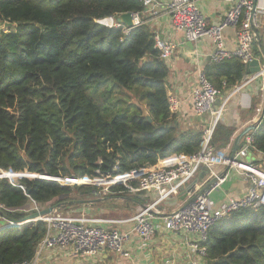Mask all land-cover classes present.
<instances>
[{
  "label": "trees",
  "instance_id": "1",
  "mask_svg": "<svg viewBox=\"0 0 264 264\" xmlns=\"http://www.w3.org/2000/svg\"><path fill=\"white\" fill-rule=\"evenodd\" d=\"M146 8L144 0H0V169L15 171L0 174L96 178L202 150L203 130L176 125L167 93L169 67L150 23L126 32L97 22ZM204 73L221 93L247 75L237 57L212 62ZM235 131L219 119L209 146L225 148ZM252 134L251 150L264 153V117ZM19 181L26 192L0 179V204L16 220L28 215L32 200L41 208L55 206L98 189L49 178ZM110 191L128 192L121 185ZM47 230L44 220L4 227L0 264L34 259ZM207 245L212 264H264V206L219 220Z\"/></svg>",
  "mask_w": 264,
  "mask_h": 264
},
{
  "label": "built area",
  "instance_id": "2",
  "mask_svg": "<svg viewBox=\"0 0 264 264\" xmlns=\"http://www.w3.org/2000/svg\"><path fill=\"white\" fill-rule=\"evenodd\" d=\"M154 1L144 0L147 8ZM166 13L170 16L174 26L184 33L187 40L196 42L204 37L211 39L214 46L211 54V62L220 63L226 59L237 57L247 65L256 58L254 49L256 37L252 27L254 25L260 29L264 16V0H234L233 5L227 11L224 18L217 24L208 23L197 4V0H170L166 6ZM133 15L137 26L147 22V20L140 19L139 13H133ZM97 22L109 28L120 26L125 28L122 23L117 21V17L114 16L99 19ZM230 26L236 28V45L234 48L227 46L225 38V30ZM130 30V28H125L126 32ZM154 38L155 47L160 51L161 57L165 59L170 58L174 54L175 45L164 40L158 33L155 34ZM259 75L263 74L260 73ZM220 94L221 91L213 85L204 71L201 72L198 84L194 87L191 95L194 112L198 116H205L207 114L214 116L209 127L204 131L202 152L192 156L174 154L164 159V165L147 166L124 174H108L96 178L85 176L86 178L78 179L82 181L89 179L88 181L98 188L101 187L99 186L100 184L104 183L107 185L104 192H111L110 189L113 185L122 184L121 186H124L128 191L132 192H157L160 200H164L172 194H179L197 174L203 164L211 166L217 161H220L226 167L230 165L231 168H240L241 165L237 157L247 156L249 154L253 134L246 136L244 144L239 148L235 160L231 163L229 154L226 153L225 149L217 152L209 146L212 133L224 109V105L219 109H215V104ZM169 104L171 112L174 113L178 106L177 98L170 96ZM258 111H261V109ZM227 149L228 151L230 150L229 147ZM0 171L15 172L5 169H0ZM242 173L248 179V191L245 196L228 199L220 205L218 210L214 211L211 194L224 181L225 177H222L216 184L199 193L186 206H181L174 212L166 214L163 217L165 229L180 231L186 238L193 236L190 246L201 257L206 259L208 255L207 244L209 231L213 225L233 211L264 206V173H261L260 169L252 163L245 166ZM1 178H7L13 185L22 188L26 192L25 186L19 181L22 176L16 179V177L11 178L0 174ZM47 178H55L54 180L62 183L60 180L63 177L47 176ZM71 180L74 183L77 181V178H71ZM109 182L111 183L109 184ZM0 209L3 212L8 211L3 204H0ZM40 209V205L32 200L31 213L39 211ZM153 217L154 213L149 209H142L132 216L131 219L125 221L134 222L133 231L143 240L150 241L154 238L156 232ZM43 220L47 222L48 230L39 247L67 246L76 255H95L103 250H110L123 256H129V253L125 249V245L130 239L131 232L129 231H122L116 227L107 229L101 226L97 219L87 218L83 214L66 213L61 211V209L44 217ZM33 222L22 221L17 223L7 220L5 226L18 224V227L21 228ZM110 222L119 223V221ZM2 229L0 228V230ZM35 263L36 258L14 264Z\"/></svg>",
  "mask_w": 264,
  "mask_h": 264
},
{
  "label": "crops",
  "instance_id": "3",
  "mask_svg": "<svg viewBox=\"0 0 264 264\" xmlns=\"http://www.w3.org/2000/svg\"><path fill=\"white\" fill-rule=\"evenodd\" d=\"M170 0H155L153 4L140 14V19L147 20L155 34H159L164 40L175 45L174 54L165 59L169 67L167 77V93L178 100V106L173 114L177 115V123L182 129L203 130L209 127L213 120L212 114L198 116L194 112L192 103V91L198 84L199 75L211 62V54L214 50L210 38L204 37L196 42L187 40L184 33L178 30L166 13V6ZM234 0H197V4L206 17L208 23H219L233 5ZM155 12V14H154ZM260 32L264 39V16L261 21ZM227 46L234 48L236 45V28L230 26L225 30ZM262 60L261 57H257ZM263 65V61H261ZM224 105L220 120L235 128L232 138L247 125L258 120L264 111V75H245L244 80L221 93L215 109ZM261 109V111H258ZM253 133V132H252ZM246 137L241 142L244 144ZM231 142V143H232ZM214 150L220 152L227 147ZM203 149V148H202ZM202 152V150L200 151ZM199 152V153H200ZM226 156V155H225ZM241 167H232L224 176V181L213 190L211 194L212 207L216 211L220 205L231 198H241L248 191V179L242 173L245 166L252 163L264 173V153L251 150L247 156H238ZM164 159L159 160L158 166L164 165ZM155 165V166H156ZM226 166L220 161L213 165L203 164L197 174L188 182L182 190L188 199L194 192L202 188L212 176L220 174L226 170ZM26 172V171H25ZM202 174H204L202 176ZM33 177V174L22 175ZM95 186V185H93ZM194 190L191 191V189ZM99 189V188H98ZM95 196L93 193L88 198L108 197L94 204H87L66 213L83 214L87 218L99 220V224L107 229L118 228L122 231H129L130 239L125 245L129 256H123L110 250H103L95 255H76L70 247L65 246H41L35 256V264H206V259L201 257L191 246L193 236L186 238L177 230H167L163 225V217L180 208L186 200L179 194H172L170 197L160 200L157 192H102ZM123 193V194H122ZM122 194V195H121ZM121 199L124 202V209L114 208L112 199ZM110 200L109 204H104ZM120 200V201H121ZM143 205H147L154 213L153 222L156 225L155 236L150 241L143 240L133 231L134 222L125 221L131 219L138 211L144 210ZM8 219L0 217V228L6 225ZM110 221H119L113 223Z\"/></svg>",
  "mask_w": 264,
  "mask_h": 264
},
{
  "label": "water",
  "instance_id": "4",
  "mask_svg": "<svg viewBox=\"0 0 264 264\" xmlns=\"http://www.w3.org/2000/svg\"><path fill=\"white\" fill-rule=\"evenodd\" d=\"M146 10H148V8H146ZM117 21L119 23H122L125 28H130L133 29L137 26V23L135 22V18L133 15V12H125V13H121L118 17H117ZM1 25V22H0ZM10 23H6V26H9ZM253 31L255 33V37H256V41H255V50H259L262 54V60L260 58H254L251 62H249L246 65V71L247 74H254V75H259L260 73L264 75V48H263V44H262V35L260 30L253 25ZM162 60L165 61V58L162 57ZM261 61H263V65L261 64ZM144 116L146 117V119L150 122L153 123V118L150 116V114L148 113L147 110H144ZM264 117V111L262 112L260 118L258 120H256L255 122L247 125L246 127H244L237 135L236 137L233 139V142L231 143L230 146V153H229V160L230 163L233 162L235 160V156L239 150V148L241 147V142L243 141V139L249 135L252 134L253 131H255L258 127V124L260 123V121L263 119ZM176 125H178V123L176 122ZM159 127H164V125H161ZM230 165L227 166L226 170L220 174H217L215 176H212V178H210V180L202 187L200 188V190H198V192H194L193 196L189 199H186L187 195L184 191V193H181L180 197L183 200H186L184 202V204L182 205V207L186 206L192 199H194L199 193L203 192L204 190L210 188L212 185L216 184L219 179H221L222 177H224L227 174V171L230 169ZM30 173V172H28ZM204 174H202L203 176ZM47 176H50L48 174H43V176L41 177H36V178H47ZM23 177H28V176H23ZM72 178H76L75 176H73ZM55 179V178H54ZM194 190V188L191 189V191ZM95 196L99 195V189H95L92 192ZM106 200L108 199V197H96V198H89V199H79V200H70L68 202H65V204H58L55 206H48V207H43L42 209H40L39 211L36 212H32L30 214H28L27 216H25L23 219L20 220H16L13 218H10L9 216L5 215V213L3 212V210L0 209V214L2 216H4L6 219H8L9 221H13V222H22V221H29V222H33V221H39V220H43L44 217H47L53 213H55L57 210H60L62 208H64L65 206H71V205H87V204H94L96 202H99L101 200ZM147 205H143L144 209H149L146 208ZM151 211V210H150ZM152 212V211H151ZM9 226H18V224H10ZM6 227V226H5ZM207 264H212L211 261H208Z\"/></svg>",
  "mask_w": 264,
  "mask_h": 264
},
{
  "label": "rangeland",
  "instance_id": "5",
  "mask_svg": "<svg viewBox=\"0 0 264 264\" xmlns=\"http://www.w3.org/2000/svg\"><path fill=\"white\" fill-rule=\"evenodd\" d=\"M4 26L6 27V24H4ZM10 26V25H9ZM8 27V26H7ZM33 175H34V177H41V176H43L42 174H37V173H32ZM20 176H17L16 177V179L17 178H19ZM71 178L72 177H64V178H61V182L62 183H60V184H65V185H85V186H93V183H91V182H89L88 180H84V181H82L81 179H78L77 178V181H75L74 183H72V180H71ZM102 181V180H101ZM103 182H105V181H103ZM119 185H122V184H119ZM99 186H101V187H99V189H101L102 190V192H104L106 189L105 188H107V185L106 184H104V183H102V184H100ZM124 193V192H123ZM122 193V194H123ZM121 194V195H122ZM89 197V196H88ZM87 196H85V198H81V199H89ZM121 199H116V198H114V199H112L111 201L110 200H107V202H105L104 204H109L110 202H111V204L112 205H114V208H119V210H123L124 208V202L121 200ZM82 205H78V206H75V207H73V208H70V209H67V210H63V209H61V211H63V212H67V211H69V210H72V209H75V208H77V207H81ZM31 208L32 207H30L28 210H27V212H29V213H31ZM43 208V207H42ZM41 208V209H42ZM28 213V214H29Z\"/></svg>",
  "mask_w": 264,
  "mask_h": 264
},
{
  "label": "flooded vegetation",
  "instance_id": "6",
  "mask_svg": "<svg viewBox=\"0 0 264 264\" xmlns=\"http://www.w3.org/2000/svg\"><path fill=\"white\" fill-rule=\"evenodd\" d=\"M88 196V195H87Z\"/></svg>",
  "mask_w": 264,
  "mask_h": 264
}]
</instances>
